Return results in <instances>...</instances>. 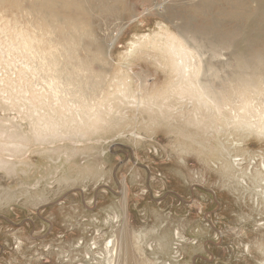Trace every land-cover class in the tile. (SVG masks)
Returning <instances> with one entry per match:
<instances>
[{
    "label": "rangeland",
    "instance_id": "374dc122",
    "mask_svg": "<svg viewBox=\"0 0 264 264\" xmlns=\"http://www.w3.org/2000/svg\"><path fill=\"white\" fill-rule=\"evenodd\" d=\"M87 4L91 31L107 52L105 92L110 93L113 74H129L135 93L130 68L148 80L149 94L139 98L137 120L133 108L116 106L94 129L37 136L30 116L15 99L8 102L6 84L8 77L19 81L28 62L27 47L19 45L22 38L13 27L28 28L14 13L0 11V264H108L104 246L116 243L124 191L128 239L138 264H264L262 122L247 126L235 120L226 129L214 112L200 107L204 120L197 124L181 109L188 101L171 112L151 109L154 97L172 86V75L149 65L143 49L132 60L126 54L131 44L162 30L177 35V28L233 30L252 36L247 45L256 51L264 48V9L250 0L237 9L230 0H126L128 12L115 21L95 10L97 0ZM120 20L126 27L118 34ZM196 40L208 42L202 35ZM200 50L217 77L234 76L232 46L219 50L217 58ZM90 69L98 71L95 64ZM33 72L27 69L29 79ZM216 78L203 77L227 86ZM137 237L153 250L145 258L135 250Z\"/></svg>",
    "mask_w": 264,
    "mask_h": 264
},
{
    "label": "bare ground",
    "instance_id": "6f19581e",
    "mask_svg": "<svg viewBox=\"0 0 264 264\" xmlns=\"http://www.w3.org/2000/svg\"><path fill=\"white\" fill-rule=\"evenodd\" d=\"M125 1L110 0L119 5L116 7L109 6L104 0H97L95 10L108 19L117 21L128 12ZM230 1L234 9L243 4V0ZM250 1L259 9H264V0ZM87 3L88 0H0L1 13H14L25 21L28 28L23 31L18 30L15 25L13 27V31H17L22 38L19 45L27 47L28 62L23 63L26 71L21 74L19 81L8 77L6 84L10 89L8 102L12 103L15 99L14 104L21 112L30 116L37 136L94 129L104 121L103 118L113 115L116 106L133 108L136 113L133 112L132 118L137 120L143 105V100L139 98L149 94L148 80L141 77V74H133L130 68L128 73L132 74L137 84L135 93L128 86L132 81L129 74L123 77L113 74L111 85H108L110 93L105 92L103 75L106 72L103 67L106 65L107 52H103L97 37L91 31L94 18ZM125 27L126 23L120 20L118 34ZM177 30V35L169 30H162L152 37L148 36L140 44H131L126 53L127 59L132 60L138 49H143L146 53L144 58L149 65L172 75V86L166 93L154 97L156 99L152 100L151 109L161 106L160 111L169 109L171 112L177 110L176 103L179 105L188 101L181 109L188 110V117H192L195 123L198 121L197 124L204 120L198 112V108L202 107L209 115L214 112L213 115L226 129L235 120L247 126H254L255 121L259 120L262 122L260 126L264 128V48L252 50L247 45L253 40L252 36L237 35L233 30L225 33L204 28L192 33L179 28ZM200 35L205 36L208 41L204 46L196 40ZM93 45L96 49L91 52L90 47ZM230 46L237 56L234 63L230 62L229 65L236 70L234 69V76L227 75L222 79L221 76L217 77L215 65L202 59L200 49H208L211 57L217 58L219 50ZM111 48L112 43L108 50ZM149 50L155 51L157 56L152 57ZM247 50L250 53L249 59L246 57ZM93 64L98 71L90 69ZM120 66L124 68V63ZM7 68L13 70L12 65L7 64ZM27 69L34 71L30 79ZM211 75L219 81H227V86L218 87L216 82L210 84L203 79ZM11 96L14 98H10ZM65 122H68L67 126ZM126 204L124 191L121 200L124 216L120 229L116 231V243L110 240L104 246L108 264H138L132 256L128 239ZM179 236L176 234L175 238L179 239ZM144 242L145 240L136 238L135 250L141 258H145L147 252H153L151 246H143Z\"/></svg>",
    "mask_w": 264,
    "mask_h": 264
}]
</instances>
